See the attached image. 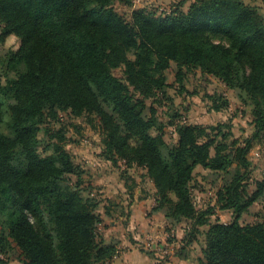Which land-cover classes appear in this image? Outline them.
<instances>
[{
  "label": "trees",
  "instance_id": "obj_1",
  "mask_svg": "<svg viewBox=\"0 0 264 264\" xmlns=\"http://www.w3.org/2000/svg\"><path fill=\"white\" fill-rule=\"evenodd\" d=\"M0 25V44L19 40L0 53V253L9 239L24 264H101L117 253L98 240V204L82 192L66 129L56 125L68 112L98 128L107 161L145 170L155 188L150 210L163 214L166 229L187 223L179 255L202 233L197 264H264V222H239L264 195V177L247 189L248 153L264 139V15L256 4L191 0L183 9L180 1L163 14L131 8V0H0ZM172 62L180 84L199 69L233 89L250 106L252 135L230 139L220 125L181 123L167 143L156 109L144 110L167 87ZM199 166L222 180L215 204L200 210L191 192ZM218 210L232 220L213 221Z\"/></svg>",
  "mask_w": 264,
  "mask_h": 264
},
{
  "label": "rangeland",
  "instance_id": "obj_2",
  "mask_svg": "<svg viewBox=\"0 0 264 264\" xmlns=\"http://www.w3.org/2000/svg\"><path fill=\"white\" fill-rule=\"evenodd\" d=\"M247 1L251 3L254 1L261 2V0ZM133 3L135 1L131 0V8L135 7ZM116 6L121 13L128 16L129 7L120 4ZM259 9L264 14V4H260ZM154 10L158 13L166 12V10L159 8H154ZM18 44V38L9 36L0 44V53L9 48L15 49ZM176 69L175 63L172 62L170 68L165 71L167 87H165L164 91L158 92L153 98L146 99V108L144 110V114L147 115L150 106L156 109L158 117L164 123V138L167 143L174 144L176 142L177 134L175 129L181 123L205 126L220 125L221 129L230 131L232 134L230 139L242 140L252 135L253 124L250 106L241 102L233 89L228 88L214 75L203 74L199 69L187 71L183 84H180L176 80ZM114 72L118 77L123 75L121 68L115 69ZM212 101L219 104H223L226 101V106L220 110H214L210 107ZM4 119L6 120V116ZM59 120L56 125H62L66 129L65 148L71 153L79 167L78 170H81L80 178L82 181L80 187L82 192L98 204L96 211L102 219L97 225L98 240L102 239L105 242L108 239H117L122 228L120 230H112L113 228L109 225L111 219H118L117 216L120 215L127 217L130 214V210L124 208L125 204L120 205L122 210L119 207V199L122 197V193H154V185L145 174L143 168L136 166L126 167L122 161H119L117 165L107 161L101 152L102 145L98 128L92 126L85 116L76 117L68 112H60ZM95 123L97 122L95 121ZM0 130H4V123H0ZM247 157L250 161L247 189L252 192L256 188V182L264 177V139L257 138L252 142ZM71 179L76 181L77 176L73 175ZM221 184V177L210 174L208 170L200 166L197 167L191 187L195 207L200 210L214 205L216 192ZM105 208H108L109 211L111 210V214L108 215L110 218L105 215ZM211 219L213 221L229 222L232 220V215L230 211L222 212L218 210L211 216ZM126 221L124 219L120 220V226L123 227ZM254 221L264 222V195L261 199L252 203L239 218V222L242 224ZM201 229L203 231L206 226L201 227ZM147 231L139 230L140 238L137 241L141 244V251L149 250L145 241ZM166 231L167 238L165 241L167 244L165 243L164 248L161 250L163 251L162 257H157L158 264H165V261H168L169 257L180 249L181 245L178 246V241L179 238L183 241L184 233L187 231V223L181 222L176 227H172L169 230L166 229ZM128 232L129 235L126 232L123 233L124 236L126 238L129 236L130 239L132 237L136 241L133 238L135 232ZM9 242L2 249L0 258L6 264H24L19 248L10 239ZM175 242H177V246L170 245L172 243L175 244ZM202 245L203 234L199 233L196 242L184 247L182 254L191 259V262L187 264H197L198 257L202 256ZM101 264H105V262Z\"/></svg>",
  "mask_w": 264,
  "mask_h": 264
},
{
  "label": "crops",
  "instance_id": "obj_3",
  "mask_svg": "<svg viewBox=\"0 0 264 264\" xmlns=\"http://www.w3.org/2000/svg\"><path fill=\"white\" fill-rule=\"evenodd\" d=\"M134 1L135 3L133 4L135 7H147L153 9L159 8L161 10H166V12H170L174 4H176L177 2L181 1V7L184 9L191 0ZM252 3L256 4L258 8H260V4H264V0H261V2L254 1ZM166 12L162 13L164 14ZM119 200L118 201L120 202V209L122 210V206L120 205L125 204L124 208L129 209L130 214L127 217H122L120 215L117 216L118 219H111L109 225H111L110 227L113 228L112 230H120L121 228L122 230L120 236L117 239H108L105 241L112 242L117 247V253L111 259L105 261V264H158L157 257H162L161 254L163 253V251L161 250L164 248V244L166 243L165 239L167 238V231L165 227L167 225V220L161 212H151L150 210L154 205V193H122V197ZM108 218L110 217L108 216ZM122 219H124L125 221L128 219V223L126 221V224H124L123 227L120 226V220ZM139 230H148L145 237L146 246L149 247L148 251L140 250L141 244L137 241L140 238ZM128 231L135 232L133 238H135L136 241L133 240L132 237L130 239L129 236L127 238L124 236L123 233L126 232V234L129 235ZM182 243L183 242L181 241V238H179L178 246L182 245ZM170 245L177 246V242ZM178 251H180V249L175 251L169 257V260L165 261V264H187L191 262V259L189 257H185V255H183L182 253H180L179 255Z\"/></svg>",
  "mask_w": 264,
  "mask_h": 264
},
{
  "label": "built area",
  "instance_id": "obj_4",
  "mask_svg": "<svg viewBox=\"0 0 264 264\" xmlns=\"http://www.w3.org/2000/svg\"><path fill=\"white\" fill-rule=\"evenodd\" d=\"M162 10H164V9H162ZM166 13H168V12H166Z\"/></svg>",
  "mask_w": 264,
  "mask_h": 264
}]
</instances>
